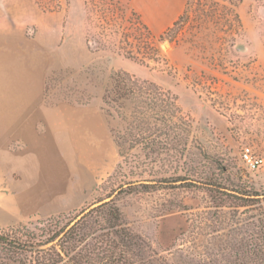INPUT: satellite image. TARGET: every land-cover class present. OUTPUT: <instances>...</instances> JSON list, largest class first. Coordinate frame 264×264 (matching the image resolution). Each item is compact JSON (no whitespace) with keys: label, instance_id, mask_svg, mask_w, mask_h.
<instances>
[{"label":"rangeland","instance_id":"374dc122","mask_svg":"<svg viewBox=\"0 0 264 264\" xmlns=\"http://www.w3.org/2000/svg\"><path fill=\"white\" fill-rule=\"evenodd\" d=\"M34 1L57 14L65 59L47 79L45 102L87 109L88 125L103 129V154L82 163L86 188L72 210L0 225V235L43 239L57 221L112 200L141 241L139 264H264V201L243 196L264 192V0ZM164 1L171 9L159 17ZM178 20L174 38L160 39ZM143 27L156 62L146 59ZM117 71L177 98L191 126L183 154L125 149L121 158L113 134L123 124L103 104ZM247 147L263 160L254 170L242 159Z\"/></svg>","mask_w":264,"mask_h":264},{"label":"crops","instance_id":"0c3cea01","mask_svg":"<svg viewBox=\"0 0 264 264\" xmlns=\"http://www.w3.org/2000/svg\"><path fill=\"white\" fill-rule=\"evenodd\" d=\"M0 5V225L8 226L74 208L86 188L82 163L103 154V129L88 125L87 109L45 102L47 79L65 65L57 14L34 0ZM170 9L164 1L159 17Z\"/></svg>","mask_w":264,"mask_h":264},{"label":"trees","instance_id":"16d2710c","mask_svg":"<svg viewBox=\"0 0 264 264\" xmlns=\"http://www.w3.org/2000/svg\"><path fill=\"white\" fill-rule=\"evenodd\" d=\"M179 20L160 39L176 34ZM147 60L161 57L155 37L148 28ZM158 49H157V48ZM130 59H136L128 56ZM103 104L123 124L113 134L119 155L125 149H140L149 155H181L188 146L191 126L181 113L177 98L154 83L140 81L133 75L117 71L105 91ZM253 202L264 201V192L243 194ZM110 196L109 198H111ZM102 203V202H100ZM58 219H61L58 217ZM43 239L25 235L26 240L0 235V264H139L142 249L139 237L126 227L120 210L112 200L83 212L74 221L60 226L57 221ZM264 244V230L262 232ZM261 248V247H260ZM263 250H260L262 252Z\"/></svg>","mask_w":264,"mask_h":264},{"label":"built area","instance_id":"2783aa9c","mask_svg":"<svg viewBox=\"0 0 264 264\" xmlns=\"http://www.w3.org/2000/svg\"><path fill=\"white\" fill-rule=\"evenodd\" d=\"M243 162L249 167L251 170L258 168L262 163L263 160L255 157L250 148H245L242 154Z\"/></svg>","mask_w":264,"mask_h":264}]
</instances>
